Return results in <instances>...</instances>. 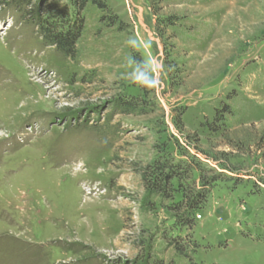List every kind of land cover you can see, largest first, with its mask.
<instances>
[{
    "label": "rangeland",
    "instance_id": "374dc122",
    "mask_svg": "<svg viewBox=\"0 0 264 264\" xmlns=\"http://www.w3.org/2000/svg\"><path fill=\"white\" fill-rule=\"evenodd\" d=\"M101 2L0 0V264H264V0Z\"/></svg>",
    "mask_w": 264,
    "mask_h": 264
},
{
    "label": "trees",
    "instance_id": "16d2710c",
    "mask_svg": "<svg viewBox=\"0 0 264 264\" xmlns=\"http://www.w3.org/2000/svg\"><path fill=\"white\" fill-rule=\"evenodd\" d=\"M15 1L16 3L17 2L19 3L20 1L25 2L26 0H15ZM88 1L89 0H74V3L77 5L79 12L85 7ZM91 1L92 3L96 4L99 8L107 10V6L103 2H101V0H91ZM47 6H48L47 8L51 10L50 9L51 6L49 5ZM30 16H32L33 19L35 20L42 37L47 43L54 45L57 48V50H59L68 57H73L75 55L76 42L80 37V33L83 26V20L79 17L78 13L76 17H74L73 19H69L68 17H62L63 19L60 20V23L55 21V19H51V20L50 18L43 19V17L39 13V7L33 12L30 11ZM130 101H132V98L128 102H122L120 101V99L117 100V104L120 110H122L123 112L131 111V109H133L136 104L135 103L132 104V102L130 104ZM224 110H226V108H224ZM148 167L149 166L146 167V170L143 173L144 181L147 182V179L149 177L148 175H150L149 180L152 181L154 180V181L150 184V187L152 188L149 190L151 191V193L162 194L164 192V184L162 183L170 182L171 178L174 176L171 175V170L175 171V169H172V166L167 167V164L166 165L157 164L156 167H150V168ZM165 168L167 169V171ZM146 172L148 173L146 174ZM213 177L216 178V175H214ZM205 185L206 184H202V187L193 193L183 195L182 204L180 207L181 210H187L189 211V213H191L195 209L199 208L200 205H202L201 203L204 202L205 195L208 191L207 190L208 185L207 186ZM179 217L182 225L191 224L190 223L191 221L190 219H188L189 216L187 214L181 213ZM175 246L178 251L180 252L182 251L181 248H179L180 246L178 247V244L175 243ZM150 264H162V263L157 261ZM189 264H196V263L190 261Z\"/></svg>",
    "mask_w": 264,
    "mask_h": 264
}]
</instances>
